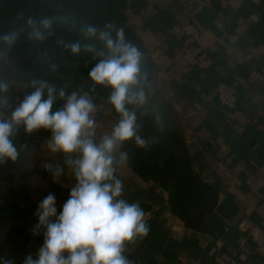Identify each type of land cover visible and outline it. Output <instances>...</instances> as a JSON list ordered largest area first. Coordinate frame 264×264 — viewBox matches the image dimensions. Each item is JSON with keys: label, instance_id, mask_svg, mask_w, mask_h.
Listing matches in <instances>:
<instances>
[{"label": "crops", "instance_id": "crops-1", "mask_svg": "<svg viewBox=\"0 0 264 264\" xmlns=\"http://www.w3.org/2000/svg\"><path fill=\"white\" fill-rule=\"evenodd\" d=\"M126 13L180 113L194 168L219 191L216 209L203 229L187 227L167 191L132 171L123 125L93 94L0 175V264H63L37 254L58 224L83 244L81 264H264V0H129ZM192 21L197 41L171 32ZM221 81L237 83L235 108L217 101ZM32 106L0 49V119Z\"/></svg>", "mask_w": 264, "mask_h": 264}, {"label": "trees", "instance_id": "trees-1", "mask_svg": "<svg viewBox=\"0 0 264 264\" xmlns=\"http://www.w3.org/2000/svg\"><path fill=\"white\" fill-rule=\"evenodd\" d=\"M129 0H0V49L27 86L31 110L0 119V175L30 143L56 135L93 94L123 125L132 171L168 193L172 212L201 230L219 191L194 168L180 113L157 85V66L128 24ZM10 176V175H8Z\"/></svg>", "mask_w": 264, "mask_h": 264}, {"label": "built area", "instance_id": "built-area-1", "mask_svg": "<svg viewBox=\"0 0 264 264\" xmlns=\"http://www.w3.org/2000/svg\"><path fill=\"white\" fill-rule=\"evenodd\" d=\"M171 32L176 35L187 36L193 41H197L202 35V29L195 22L185 24L175 23L171 27ZM216 99L220 105L235 108L240 100V91L237 83L219 82L215 88ZM156 208L145 211L140 216V222H146L156 213ZM83 244L76 242L67 227L58 224L52 230L46 233L40 247L37 250L38 257L46 262L53 260L63 264H81L79 253ZM95 252L93 247L89 248Z\"/></svg>", "mask_w": 264, "mask_h": 264}]
</instances>
